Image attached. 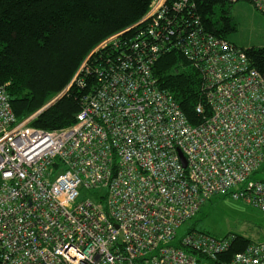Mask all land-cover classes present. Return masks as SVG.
Instances as JSON below:
<instances>
[{
	"label": "built area",
	"instance_id": "obj_1",
	"mask_svg": "<svg viewBox=\"0 0 264 264\" xmlns=\"http://www.w3.org/2000/svg\"><path fill=\"white\" fill-rule=\"evenodd\" d=\"M248 1L264 13V0ZM193 6L152 0L102 41L73 79L92 74L97 85L70 127L18 122L0 87V264H198L235 238L190 230L172 245L207 200L227 195L264 213V77L241 48L189 22ZM173 51L203 76L197 125L153 75ZM81 189L103 192L80 200ZM225 264H264V242Z\"/></svg>",
	"mask_w": 264,
	"mask_h": 264
},
{
	"label": "trees",
	"instance_id": "obj_2",
	"mask_svg": "<svg viewBox=\"0 0 264 264\" xmlns=\"http://www.w3.org/2000/svg\"><path fill=\"white\" fill-rule=\"evenodd\" d=\"M151 1L0 0V87L5 86L16 120L34 116L29 125L44 131L73 125L81 98L97 85L92 74L73 82L77 71L102 41L137 23ZM192 1L189 22L198 21L201 28L222 37L235 31L229 17L222 14L216 18V7L224 8V0ZM241 50L264 77V47ZM100 53L93 54L87 64L94 65ZM152 71L159 87L173 96L188 122L200 123L202 116L196 112L197 106L204 104L200 70L173 51L161 55ZM234 236L228 252L217 260L205 258L209 264H225L252 242Z\"/></svg>",
	"mask_w": 264,
	"mask_h": 264
},
{
	"label": "rangeland",
	"instance_id": "obj_3",
	"mask_svg": "<svg viewBox=\"0 0 264 264\" xmlns=\"http://www.w3.org/2000/svg\"><path fill=\"white\" fill-rule=\"evenodd\" d=\"M222 14L229 17L235 27L234 32L226 35L229 42L241 49L264 47V13L257 11L251 2L239 0L226 3L224 8L216 7L217 20ZM102 192V189H81L79 199L96 201ZM193 229L216 238L238 235L252 242H264V213L227 195L215 196L178 228L172 245L177 246L179 240ZM196 259L198 264H209L208 260L198 255Z\"/></svg>",
	"mask_w": 264,
	"mask_h": 264
},
{
	"label": "water",
	"instance_id": "obj_4",
	"mask_svg": "<svg viewBox=\"0 0 264 264\" xmlns=\"http://www.w3.org/2000/svg\"><path fill=\"white\" fill-rule=\"evenodd\" d=\"M59 97H57L54 101H52L50 104H48L46 107H44V109H46L47 107H49L52 103H54L57 99H58ZM43 109V110H44ZM182 163H183V165H184V167H185V163L183 162V160H182Z\"/></svg>",
	"mask_w": 264,
	"mask_h": 264
}]
</instances>
